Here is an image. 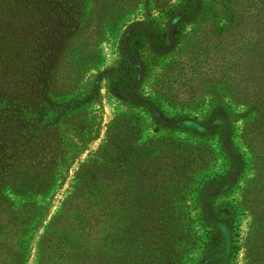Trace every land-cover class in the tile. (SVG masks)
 Listing matches in <instances>:
<instances>
[{
	"label": "rangeland",
	"instance_id": "374dc122",
	"mask_svg": "<svg viewBox=\"0 0 264 264\" xmlns=\"http://www.w3.org/2000/svg\"><path fill=\"white\" fill-rule=\"evenodd\" d=\"M179 1L0 0V42L7 35L13 46L0 53V95L15 106L18 100L31 103L32 89L34 97L40 87L63 89L64 98L75 96L77 105L68 118L46 121L49 132L32 120L12 126L9 134L8 107H1L5 113L0 117V138L13 146L34 143L45 153L43 159L55 161L49 195L9 196L14 203L42 205L33 219L24 264H34L35 243L69 192L74 171L94 157L108 123L120 112L138 118L140 143L161 140L177 181L187 176L177 208L188 242L179 247L176 264H264V119L261 106L253 108L259 103L254 81H238L244 53L228 54V44L237 45L233 40L239 36L229 33L232 27L221 0H198L181 35L166 46L146 40L128 56L138 67L135 80L120 89L114 84L123 83L115 65L125 56L121 41L129 27L167 29V12ZM238 1V14L251 23L252 6L248 0ZM3 54L13 58L4 59ZM40 102L34 105L40 107ZM186 121L201 128L182 129Z\"/></svg>",
	"mask_w": 264,
	"mask_h": 264
},
{
	"label": "trees",
	"instance_id": "16d2710c",
	"mask_svg": "<svg viewBox=\"0 0 264 264\" xmlns=\"http://www.w3.org/2000/svg\"><path fill=\"white\" fill-rule=\"evenodd\" d=\"M248 1L253 17L250 25L244 23L238 14V0H227V3L221 0L220 7L227 12V15L222 13L228 20V26L232 27L229 33L239 36V40H233L238 41L237 45L228 44V54L235 50L244 53L240 57L238 81L239 77L254 81L252 88L256 89L259 103L253 104V108L255 110L260 105L259 114L264 119V0ZM197 7L198 0H180L167 12V29L155 25L129 27L121 41L125 56L115 65V71L123 80V83L114 80L117 89L123 85L128 87L138 75L137 65L130 62L128 56L138 51L146 40L156 47L166 46L170 39L181 35L185 18L194 15ZM213 16H216V11ZM250 30L254 31L251 35L256 37L254 41L250 40ZM8 38L6 35L0 42L3 45L0 46V53L12 50ZM3 57L13 58L11 54H3ZM228 67L231 68V65ZM226 73L230 75L228 71ZM223 86H226L225 91L231 92L229 85ZM62 90L48 91L40 87L34 97L32 89L33 101L18 100L15 106L7 102L9 99L5 94L0 95V117L5 113L1 109L3 105L8 107L9 112L5 118V132L9 134L12 126L21 127V124L32 120L40 130L49 132L51 126L46 121L52 124L68 118L77 105L74 103L75 96L65 99ZM36 100L41 101L40 107L34 105ZM24 106L29 107L28 111ZM156 116L168 120L162 115ZM38 124H45L46 127L41 129ZM182 125V129L201 128L189 121ZM140 133L138 118L127 112H120L110 120L105 138L94 157L81 163L74 171L69 192L44 225L35 243L34 264L178 262V249L188 242L187 230L181 227L177 208L178 203L183 202L182 190L187 184V176L177 181L175 165L162 147L161 140L140 143ZM12 144L7 138H0V264L25 263L33 219L42 208L35 201L14 203L9 196L22 198L32 193L44 197L52 191L55 179V161L43 159L45 153L40 146L23 142L18 146ZM258 160L261 158L258 157ZM254 163L257 164V161Z\"/></svg>",
	"mask_w": 264,
	"mask_h": 264
}]
</instances>
